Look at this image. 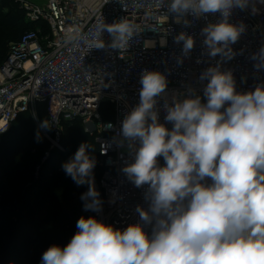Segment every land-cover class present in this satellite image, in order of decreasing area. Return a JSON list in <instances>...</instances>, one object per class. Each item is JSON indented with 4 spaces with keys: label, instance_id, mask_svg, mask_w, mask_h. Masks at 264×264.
Here are the masks:
<instances>
[{
    "label": "clouds",
    "instance_id": "1",
    "mask_svg": "<svg viewBox=\"0 0 264 264\" xmlns=\"http://www.w3.org/2000/svg\"><path fill=\"white\" fill-rule=\"evenodd\" d=\"M249 3L169 0L166 13L185 24L189 15L219 13L217 22L201 30L203 43L210 57L231 59L230 45L245 26L229 18L234 8L244 10ZM104 32L111 37L107 46L122 51L135 37L136 26L124 18L102 23L87 50L106 47ZM175 42H183L184 55L195 44L185 32ZM253 59L257 68L264 67V47ZM199 79L207 81L206 102L190 90L187 98L165 105L168 128L159 122L156 107L167 78L159 71L142 72L139 103L125 115L119 135L132 155L122 171L137 188L147 186V209L137 206L139 221L123 229L81 216L67 245L49 246L40 264H264V85L238 92L232 73L218 66L207 68ZM49 126L47 120L40 125ZM95 167L87 143L62 164L77 186H88L81 195L84 210L99 212Z\"/></svg>",
    "mask_w": 264,
    "mask_h": 264
},
{
    "label": "built area",
    "instance_id": "2",
    "mask_svg": "<svg viewBox=\"0 0 264 264\" xmlns=\"http://www.w3.org/2000/svg\"><path fill=\"white\" fill-rule=\"evenodd\" d=\"M26 20L34 29L12 42L0 65V134L25 112L36 120L50 149L65 151L62 143L64 123L81 119L85 131L95 136L103 169L94 180L102 201L97 219L116 228H126L139 221L137 206L145 209L147 186L137 188L122 169L132 159L131 149L121 142L119 131L125 115L139 103V83L144 70L159 71L167 78V88L157 100L159 122L165 105L184 99L194 90L203 98L207 81L199 79L209 67L230 71L238 92L254 91L264 85V67L257 68L254 54L264 47V2L250 0L244 10L234 8L229 21L245 26L238 41L230 45L231 59L210 57L201 30L215 23L220 14L191 15L179 22L167 14L169 0H17ZM253 8L256 11H253ZM124 18L136 26V34L126 50L108 47L111 37L102 34L106 47L87 50L102 23ZM185 32L194 40V48L184 55L183 42L175 37ZM114 107L111 120L101 114L103 104ZM48 113L49 128L40 127L39 106ZM49 156L46 152L43 161ZM160 164L164 161L160 158ZM39 168V167H38ZM146 231L151 232V227Z\"/></svg>",
    "mask_w": 264,
    "mask_h": 264
},
{
    "label": "trees",
    "instance_id": "3",
    "mask_svg": "<svg viewBox=\"0 0 264 264\" xmlns=\"http://www.w3.org/2000/svg\"><path fill=\"white\" fill-rule=\"evenodd\" d=\"M5 6L6 1L0 0V65L9 45L35 26L26 20L19 4ZM101 114L111 120L113 105L103 104ZM38 118L40 123L49 118L42 104ZM62 143L65 151L50 149V142L28 112L0 134V264H40L49 246L67 245L81 216H95L94 211L84 210L81 200L88 186H77L62 169L80 144L87 143L96 160L93 175L98 182L103 169L95 136L77 119L64 123ZM46 152L49 156L43 161Z\"/></svg>",
    "mask_w": 264,
    "mask_h": 264
},
{
    "label": "rangeland",
    "instance_id": "4",
    "mask_svg": "<svg viewBox=\"0 0 264 264\" xmlns=\"http://www.w3.org/2000/svg\"><path fill=\"white\" fill-rule=\"evenodd\" d=\"M5 1H6V6H5V7H7V8H8L10 5H11V6L16 5V3L19 4L17 0H5ZM35 1H36L37 3L41 2V1H39V0H35ZM9 47H10V45H9Z\"/></svg>",
    "mask_w": 264,
    "mask_h": 264
}]
</instances>
